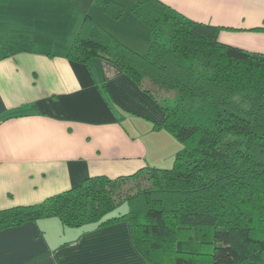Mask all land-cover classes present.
I'll return each mask as SVG.
<instances>
[{"label":"trees","instance_id":"16d2710c","mask_svg":"<svg viewBox=\"0 0 264 264\" xmlns=\"http://www.w3.org/2000/svg\"><path fill=\"white\" fill-rule=\"evenodd\" d=\"M104 9L115 19L125 10L111 0ZM129 11L148 27L145 51L85 14L68 53L83 63L102 56L148 80L152 93L170 94L158 101L160 125L180 141L172 165L85 177L39 203L0 211V224L127 218L150 264H264V53L218 40L219 26L162 0H136Z\"/></svg>","mask_w":264,"mask_h":264},{"label":"crops","instance_id":"0c3cea01","mask_svg":"<svg viewBox=\"0 0 264 264\" xmlns=\"http://www.w3.org/2000/svg\"><path fill=\"white\" fill-rule=\"evenodd\" d=\"M80 1L0 0V211L39 203L88 176L170 166V151L180 147L160 125L164 109L148 80L102 56L83 63L68 53L89 12ZM162 1L219 26L218 40L264 53V0ZM110 29L137 41L138 51L148 46V27L132 14L110 20ZM0 264L150 262L127 218L65 226L49 216L0 224Z\"/></svg>","mask_w":264,"mask_h":264},{"label":"rangeland","instance_id":"374dc122","mask_svg":"<svg viewBox=\"0 0 264 264\" xmlns=\"http://www.w3.org/2000/svg\"><path fill=\"white\" fill-rule=\"evenodd\" d=\"M78 1H80V0H78ZM106 1L107 0H81L80 3H83V4L85 3L86 4V6L84 8L85 9L84 11H89V12H86L85 14H90L92 19L95 18L94 20L97 23H99L101 26L106 28L109 32H112V30L110 29V20H113L115 18H113L112 15L104 9V4H105ZM111 1H115L117 3L122 4L124 6V8H125L124 13L127 12L128 14H132L129 11V8L136 0H111ZM117 39H118V37H117ZM119 40H122L124 43H126L130 47L137 49L136 47H134V46H138V42L137 41L136 42L135 41H131L129 43V42H127V41H125L124 39H121V38H119ZM146 49H144L142 51H145ZM156 94L158 95L159 99H162L163 97H170V100H171L170 94L168 92H166V91L165 92L157 91ZM178 142H180V141H178ZM176 151L177 150H171L170 151V153L173 152V154L171 155V160L169 161L170 165H172V163H173L172 160H173V157H174ZM127 180H129V179H127ZM123 191H125V189L122 190V192ZM116 194L117 193L112 194L111 198L113 199V201L117 200L118 198H120L123 195L121 192H119L117 194V196H116ZM122 206H126L125 203L122 204Z\"/></svg>","mask_w":264,"mask_h":264}]
</instances>
